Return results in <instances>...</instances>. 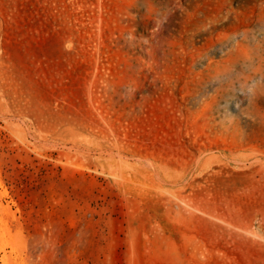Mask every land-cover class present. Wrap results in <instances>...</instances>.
Masks as SVG:
<instances>
[{
    "label": "rangeland",
    "instance_id": "obj_1",
    "mask_svg": "<svg viewBox=\"0 0 264 264\" xmlns=\"http://www.w3.org/2000/svg\"><path fill=\"white\" fill-rule=\"evenodd\" d=\"M0 264H264V0H0Z\"/></svg>",
    "mask_w": 264,
    "mask_h": 264
}]
</instances>
